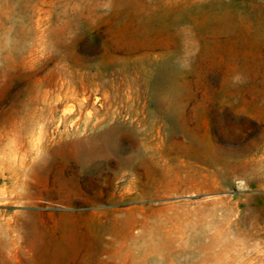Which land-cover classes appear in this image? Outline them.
<instances>
[{
  "label": "rangeland",
  "instance_id": "obj_1",
  "mask_svg": "<svg viewBox=\"0 0 264 264\" xmlns=\"http://www.w3.org/2000/svg\"><path fill=\"white\" fill-rule=\"evenodd\" d=\"M0 264H264V0H0Z\"/></svg>",
  "mask_w": 264,
  "mask_h": 264
},
{
  "label": "bare ground",
  "instance_id": "obj_2",
  "mask_svg": "<svg viewBox=\"0 0 264 264\" xmlns=\"http://www.w3.org/2000/svg\"><path fill=\"white\" fill-rule=\"evenodd\" d=\"M109 137V132H103L97 139L101 144L98 148L93 146V144L87 145L83 142L75 145L74 161L76 163L77 171L98 170L97 167H99V165H96V162L105 159L110 153L115 152V146L111 144ZM119 166L120 171L122 168L132 167L133 163L130 161L129 157H123L120 159Z\"/></svg>",
  "mask_w": 264,
  "mask_h": 264
}]
</instances>
